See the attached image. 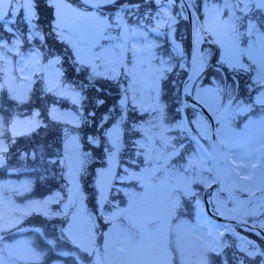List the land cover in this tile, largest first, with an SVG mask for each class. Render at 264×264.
<instances>
[{"label":"snow or ice","instance_id":"6c2138e0","mask_svg":"<svg viewBox=\"0 0 264 264\" xmlns=\"http://www.w3.org/2000/svg\"><path fill=\"white\" fill-rule=\"evenodd\" d=\"M0 264H264V0H0Z\"/></svg>","mask_w":264,"mask_h":264}]
</instances>
